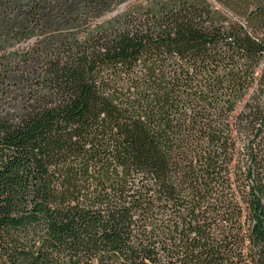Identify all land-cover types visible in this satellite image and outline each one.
Returning <instances> with one entry per match:
<instances>
[{
	"label": "trees",
	"instance_id": "1",
	"mask_svg": "<svg viewBox=\"0 0 264 264\" xmlns=\"http://www.w3.org/2000/svg\"><path fill=\"white\" fill-rule=\"evenodd\" d=\"M0 264H264V0H0Z\"/></svg>",
	"mask_w": 264,
	"mask_h": 264
},
{
	"label": "rangeland",
	"instance_id": "2",
	"mask_svg": "<svg viewBox=\"0 0 264 264\" xmlns=\"http://www.w3.org/2000/svg\"><path fill=\"white\" fill-rule=\"evenodd\" d=\"M116 12H113L112 14H107L106 15V17H109V16H111V15H113V14H115Z\"/></svg>",
	"mask_w": 264,
	"mask_h": 264
}]
</instances>
